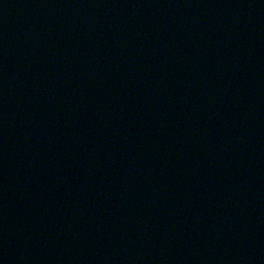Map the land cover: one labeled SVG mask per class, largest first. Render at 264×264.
I'll use <instances>...</instances> for the list:
<instances>
[{
  "label": "water",
  "instance_id": "95a60500",
  "mask_svg": "<svg viewBox=\"0 0 264 264\" xmlns=\"http://www.w3.org/2000/svg\"><path fill=\"white\" fill-rule=\"evenodd\" d=\"M0 264H264V0H0Z\"/></svg>",
  "mask_w": 264,
  "mask_h": 264
}]
</instances>
